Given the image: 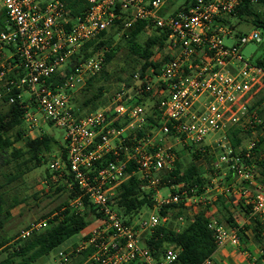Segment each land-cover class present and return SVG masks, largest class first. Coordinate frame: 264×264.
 <instances>
[{
  "label": "built area",
  "instance_id": "obj_1",
  "mask_svg": "<svg viewBox=\"0 0 264 264\" xmlns=\"http://www.w3.org/2000/svg\"><path fill=\"white\" fill-rule=\"evenodd\" d=\"M83 1L87 10L73 17L66 0H0L6 27L0 32V101L20 106L31 139L38 137L37 116L65 132L66 159L63 152L53 157L46 183L64 181L69 190H80L63 211L83 214V198H88L101 214L74 250L92 249L84 264H175L179 247H169L157 258L142 237L166 226L163 208L201 204L193 207L194 218L209 202L204 196L174 191L175 187H167L171 190L163 194L158 188L162 174L174 169L178 147H200L209 136L227 133L229 126L256 132L262 125L249 107L255 91L264 85V63L246 59L243 49L262 43L263 33L256 27L243 34L235 31L232 22L242 0H186L171 12L170 0ZM250 3L264 8V0ZM123 16L125 28L145 22L166 34L162 64L158 70L140 65L104 106L83 113L73 104L72 94L101 72L103 53H95L74 70L66 72L65 66L85 43L108 32ZM65 72L61 85L49 83ZM255 143L245 158H251ZM245 158L231 145L223 146L220 162L235 173L236 181L222 191L236 197L250 217L235 209L233 214L240 215L236 227L212 220L209 228L217 249L201 264H215L216 254L230 248L240 250L248 264H264V249L242 241L251 220L264 223V182ZM130 165L134 168L128 173ZM209 167L215 171L219 164L209 162ZM131 177H137L153 200L148 212L132 214L139 215L133 222L119 206L122 186ZM48 223L49 219L33 223L20 237L28 238ZM58 257L66 264L69 254L61 250Z\"/></svg>",
  "mask_w": 264,
  "mask_h": 264
},
{
  "label": "trees",
  "instance_id": "obj_2",
  "mask_svg": "<svg viewBox=\"0 0 264 264\" xmlns=\"http://www.w3.org/2000/svg\"><path fill=\"white\" fill-rule=\"evenodd\" d=\"M66 2L72 10L71 14L73 17L81 15L88 7L83 0H66ZM256 8L258 7L253 6L250 0H242L237 18L239 21L249 20L248 22H250L253 27L260 29L264 36V16L257 12ZM150 28V25L145 22H135L131 27L125 28V18L123 16L121 19L115 21L111 30L118 29L119 32L123 33V37L130 44L131 52L135 54L138 61H140L139 66L141 65L143 69L152 67L158 70L163 60L158 58V56L156 57V53L163 52L165 40L167 38L166 34L156 30L158 35L149 38L144 48H141L137 42L138 36ZM5 29V14L1 12L0 32ZM108 32H104L97 39L85 43L79 52L71 58L74 65L70 68L74 70L78 64L97 52L103 53L104 56V64L101 72L88 80V87L85 89V93L94 90L93 95L85 98L78 105L72 101L82 112L86 107L89 108L87 113L92 112L108 102V99L105 98L106 89L103 86L96 88V85L101 81H108L109 72L107 67L114 61L117 55L114 48L111 46L112 41ZM163 59L165 60L166 58ZM257 62L263 64L264 56L257 60ZM66 72L54 76L49 80V83H52L53 87L61 85L66 77ZM134 72L135 71H133V73ZM133 73H131L130 77ZM130 77L127 80H129ZM255 99L257 100L255 101ZM263 103L264 85L255 91L252 96L249 107L250 113L261 118L264 114V107L259 109V106ZM1 106L7 108L5 110H0V170L2 167H7L11 170L10 172L1 173L4 181H0V255L6 254L5 259L1 260L0 264H35L39 259L50 255L56 250L58 251L65 243L91 226L94 221L97 223L98 220L101 219V214L97 212V209L89 202L88 198H83L85 211L81 215H76L69 210L61 211L62 206H60L57 209L58 215L49 220L48 226L38 232H34L28 238H21L18 235L9 237L1 234L12 219V210L19 204L18 202L10 204V200L4 189L11 183L23 179V177L33 169L40 167L44 161V155L46 153H51L54 146H58V141H56L52 135L44 134L35 139L27 138L24 147L17 148L16 143L23 141L27 136V133L21 129L24 123V112L18 104H8L7 100L0 101V107ZM263 126L264 124L259 125L257 130H260ZM243 132H245L244 129L237 125L229 126L227 129V138L235 152L238 151L237 148L242 144ZM263 142L264 139L261 138L255 143L254 147L249 150L250 159L245 158L248 152L247 148L242 149L238 154L246 159L244 160L245 164L255 166L264 181ZM61 149L63 151V159L65 160L64 145L61 146ZM193 149L195 150L196 147L185 148L187 151H193ZM195 152L194 157L199 161L203 153L199 150H195ZM133 168V165H130L127 170L128 173H131ZM208 169L215 179L221 175L216 174V171L212 170L210 167ZM205 174L204 168L201 165L191 163L189 166L184 167L179 161L176 162L171 172L162 174V185L166 187H175L174 191H186L188 195L192 197H201L203 195L211 197L215 195L216 201L213 202V205L199 210L194 218H189L186 226L181 231L171 226H162L155 229L151 235L145 236L143 239L145 244L156 251L155 255L157 258H159L167 248L174 246L181 249L179 259L175 264H201L211 257L217 249L215 234L214 231L209 228V223L212 220H218L226 226L236 227L238 225L237 220L240 215L231 214L228 205V203L232 201V198L224 196L220 193V189L206 194L208 181L205 178ZM235 181V173L229 171L225 181H223L224 183L221 185V190L232 185ZM69 182L73 183L72 177H69ZM66 187L58 188V191L66 190ZM122 192L119 206L122 213L126 216L137 213L144 207L153 206V200L150 196L151 193L145 191L137 177H131L122 186ZM79 195H81V192L77 187H75L73 191H68L69 200ZM213 207L217 209L215 214L211 213ZM179 208L182 210L185 208L183 203L163 208L161 210V215L166 216L168 215V210H176ZM240 209L246 217H250V212L248 210L244 211L242 205ZM242 241L244 244H248L250 241L256 246L264 249V223L251 220V225L246 226L245 231H242ZM75 249H77V246ZM91 252L92 249H87L79 253L82 256V263L87 260Z\"/></svg>",
  "mask_w": 264,
  "mask_h": 264
},
{
  "label": "rangeland",
  "instance_id": "obj_3",
  "mask_svg": "<svg viewBox=\"0 0 264 264\" xmlns=\"http://www.w3.org/2000/svg\"><path fill=\"white\" fill-rule=\"evenodd\" d=\"M186 0H170L171 5L174 7L170 8L168 12H171L175 9V7L182 5L185 3ZM257 12H259L262 16H264V8L258 7L256 8ZM249 21V20H248ZM246 20L239 21V19H234L232 24L235 26V31L238 33H246L251 31L254 27L250 22ZM109 37L112 41L111 46L114 48L116 52V57L114 61L108 65L107 69L109 72L108 81H101L96 85V88L103 86L105 90V98L109 99L112 93L115 91V89L118 87V84L120 82L126 81L131 73L135 71L139 67L140 61H138V58L135 54L131 52L130 44L128 41L123 37V33L119 32L118 29L109 30ZM263 33V32H262ZM158 33L155 29L150 28L145 30L143 33H141L138 38L137 42L139 43L141 48H144L146 41L149 38H153L157 36ZM227 43L231 42L226 40ZM156 50V49H155ZM104 51V50H102ZM164 53L157 52L156 57L161 58ZM243 54L246 59L256 61L257 59H260L264 56V36H263V42L260 44H249L243 49ZM74 65L73 61L70 59L67 65L65 66L66 71L70 67ZM100 73V72H99ZM88 86L86 85L81 90L75 92L72 94L73 101L76 105L80 104L85 98L90 97L93 95L94 90L89 91L85 93V89ZM257 99H255L256 101ZM264 107V103L259 106V109H262ZM7 107L1 106L0 110H5ZM89 110L88 107H86L83 110V113H87ZM38 120V126L37 130L35 131L34 135L41 136L44 134L52 135L56 141H58V146H54L53 151L51 153H46L44 155V161L42 165L38 168L33 169L29 173H27L23 179L19 181H15L11 183L9 186H7L6 189V195L10 200L11 203L18 202L19 204L12 210V219L5 227L4 232H2V235H7L9 237L11 236H20L22 231L26 228H28L33 223H38L39 221L43 219H53L58 215L57 209L58 207L62 206L61 211H63L64 208H66L69 204L68 199V191L69 188L65 186V182L61 181L54 184H47L46 180L49 177V164L54 156H59L63 152L61 149V146L65 144V132L53 125H51L49 122L44 121L39 116L36 117ZM262 119V125L264 124V114L261 117ZM26 133L27 136L24 138L23 141H20L16 143L17 148L24 147L25 140L29 137V130L27 123H23V126L21 127ZM242 136V144L240 147L237 148L238 151L236 153H239L242 149H246L249 147V145L252 142H258L261 138L264 139V126L260 130H256V132L244 130ZM249 131V132H248ZM227 133H219L217 135H211L207 138L206 143H204L200 147H196L195 150H199L203 153V156L198 161L195 155V150L193 151H187L183 148H177L176 151L178 152V161L183 164L184 167L189 166L191 163H196L197 165H201L204 168L205 171V178L208 181L207 184V193H212L216 189H220V193H222L224 196L227 194L223 193L221 190V185L224 183L228 172L230 171L228 166L224 163L220 162V157L223 152V146L224 145H231L230 141L228 140ZM215 140H219V143L215 142ZM264 147V142L263 145ZM209 162H213L215 164H219V167L215 169L216 174L220 175L217 177V179H213V174L208 171L209 169ZM11 170V169H10ZM10 170L7 167H2L0 170V181H4L3 176L1 173L10 172ZM255 171L257 173L258 170L255 168ZM66 187V190L58 191V188H64ZM158 188L162 191L163 194H166L168 191L171 190V188H167L164 185L158 186ZM179 189V188H178ZM205 194V195H206ZM214 201H213V200ZM208 201H211L210 205H213L216 201V196L214 195L210 199H207ZM201 204H195L192 203L188 206H186L183 210L182 209H170L168 210L167 222L166 226H171L174 229L181 231L187 224V220L192 218V209L193 207H198ZM209 205V206H210ZM150 209H147V207L142 208L138 212H142L144 214L145 212H148ZM133 214V213H132ZM132 214H129L126 216V218L129 219L130 222L136 221L139 217L138 214H135L134 216ZM97 225L96 221L89 226L87 229H85L82 233L79 235L73 237L71 240H69L66 244H64L61 248L58 249V251L52 252L50 255L43 257L37 264H64L62 260L58 257V252L61 250H64L69 254L68 262L66 264H84L85 261L82 263V256L79 253H76L74 250L76 246L78 247L81 242L84 240V238L92 231V229ZM144 235L142 238L144 239ZM254 246H252V249ZM235 252V258L236 256H239L240 258L235 259L236 261L234 264H240V260H242L244 257H241L242 254L240 250L233 249ZM72 255V256H71ZM246 262L243 264H248L247 258H245ZM243 262V261H242ZM138 264V263H135Z\"/></svg>",
  "mask_w": 264,
  "mask_h": 264
},
{
  "label": "crops",
  "instance_id": "obj_4",
  "mask_svg": "<svg viewBox=\"0 0 264 264\" xmlns=\"http://www.w3.org/2000/svg\"><path fill=\"white\" fill-rule=\"evenodd\" d=\"M263 181V180H262ZM264 182V181H263ZM219 191V190H218ZM204 196V195H203ZM214 196V195H213ZM213 196H211V197H213ZM226 196H229V195H226ZM211 197H207V196H204V197H202V198H206V199H210ZM230 198H232V201L231 202H229L228 203V205H229V208H230V213L231 214H233V213H237L238 211H240L241 209H240V206L242 205L241 204V202H239L238 201V199H235L236 197H234V196H229ZM213 200V199H212ZM209 202V204L207 205V206H205V207H201L200 209H204V208H206V207H208L210 204H211V201H208ZM237 210V212L235 211L234 212V210ZM193 210V209H192ZM211 213L212 214H215L216 212H217V209L215 208V207H213L212 209H211ZM196 213V211L195 210H193L192 211V215H194ZM66 244V243H65ZM235 252L233 251V249L232 248H230V249H226V250H221V251H219L217 254H216V256H215V264H234V262L236 261L235 259H238V258H240L239 256H236V258H235ZM241 257H243L242 256V254L240 255ZM5 257H6V254L4 253V254H1L0 255V261L1 260H3V259H5ZM42 259V258H41ZM41 259H39L35 264H37ZM243 261V262H242ZM246 262V260H245V257L242 259V260H240V264H243V263H245ZM236 264H237V262H236Z\"/></svg>",
  "mask_w": 264,
  "mask_h": 264
}]
</instances>
